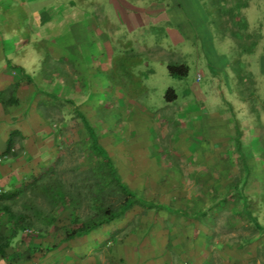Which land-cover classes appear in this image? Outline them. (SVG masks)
Returning a JSON list of instances; mask_svg holds the SVG:
<instances>
[{
	"label": "rangeland",
	"instance_id": "374dc122",
	"mask_svg": "<svg viewBox=\"0 0 264 264\" xmlns=\"http://www.w3.org/2000/svg\"><path fill=\"white\" fill-rule=\"evenodd\" d=\"M120 1L129 6L131 17L141 18L136 13L147 9L144 23L128 29L107 0H73L70 23L58 26V32L71 28L69 53L83 70L75 82L84 92L79 104L120 180L140 198L199 208L194 197L182 200L184 191L197 193L193 177L217 176L213 167L230 165L232 138L240 133L250 169L246 192L264 210V0H241L246 6L233 8L235 18L226 16L219 0ZM0 2L3 19L11 20L22 41V12L28 4ZM151 7L157 8L154 13ZM81 20L88 25L84 37L77 26ZM8 30L0 24V31ZM168 63L185 65L186 76L170 75ZM167 88L174 90L175 100L164 99ZM63 90L78 104L74 87ZM79 129L64 130L65 138H76ZM76 159V153H66L61 168ZM187 180L194 181L184 186ZM224 219L215 239L224 248H211V264H264V250L256 253L264 238L237 250L229 242L248 232L240 224L224 228ZM195 234L200 242L203 234ZM201 249L202 264H209L208 252Z\"/></svg>",
	"mask_w": 264,
	"mask_h": 264
},
{
	"label": "crops",
	"instance_id": "0c3cea01",
	"mask_svg": "<svg viewBox=\"0 0 264 264\" xmlns=\"http://www.w3.org/2000/svg\"><path fill=\"white\" fill-rule=\"evenodd\" d=\"M12 1L28 6L25 4L22 12L26 18L23 21L26 38L21 41L11 20L3 19L0 2V24H7L9 29L7 33L0 31V193L19 187L31 173H36L39 162L51 155L53 132L37 107L42 99L47 98L42 91L69 98L63 89L75 88V82L83 73L80 63L69 53L74 42L71 28L65 27L64 31L58 32L60 24L70 23L73 0ZM107 2L115 18L122 20L128 29L144 23L147 9L142 10L144 13H136L141 14V19L129 16V6L120 0ZM153 7L149 10L151 13L157 9ZM122 11L126 13L122 15ZM121 16L127 17L126 20ZM77 26L84 37L87 22L81 20ZM45 53L50 70L59 66L67 75L66 82L57 77L48 81L41 73L35 74L39 67L42 70ZM81 93L77 91L78 104L82 102ZM13 130L19 131L23 139L17 140L20 144L16 149L22 148L16 157L11 158L3 153ZM182 196L184 201L193 196L198 199L187 191ZM181 209L190 212L195 208ZM4 225L5 218L0 215V231L8 236ZM197 231L206 233V226L198 219L134 206L122 217L84 235L66 240L56 238L58 235L39 236L31 243L36 251L29 259L19 255L26 248L25 244L14 239L11 245L19 250L6 259L0 258V264H202L205 259L201 257V248H205V243L204 237L200 242L196 238ZM197 242L198 249L195 247ZM196 250H199L198 254ZM205 263H208V256Z\"/></svg>",
	"mask_w": 264,
	"mask_h": 264
},
{
	"label": "trees",
	"instance_id": "16d2710c",
	"mask_svg": "<svg viewBox=\"0 0 264 264\" xmlns=\"http://www.w3.org/2000/svg\"><path fill=\"white\" fill-rule=\"evenodd\" d=\"M219 2L226 7L228 18H235L233 8L246 6L241 0ZM166 69L172 76L184 77L187 74V67L183 64L168 63ZM42 71L43 77L48 81L57 77L66 82L67 75L59 66L50 70L46 53L42 60ZM75 89L80 93L83 90L80 86ZM42 94L47 98L42 99L37 107L43 121L55 135L53 150L51 155L38 163L36 173H31L19 187L0 193V215L5 218L4 227L8 231V236L0 231V258L6 259L17 253L19 249L11 245L14 239L25 244L26 248L19 255L29 259L36 251L31 243L39 236L58 235L56 238L66 240L84 235L122 217L134 206L155 212L163 209L200 220L206 226L203 237L209 264L212 261L211 248H224V242L215 240L219 237L216 226L221 217H225L224 228L233 230L240 224L239 228L248 232L246 235H238L235 242H229L237 250H243L264 238V210L261 203L252 200L246 192L250 169L241 149L240 133L232 138L235 148L229 158L230 165L224 162L218 169L213 167V171L218 172L217 176L207 172L205 177H193L198 191H193L192 194L198 197L196 200L202 205L187 212L181 208L168 207L155 199L140 198L120 180L92 126L85 118L81 104H75L71 98L54 92L42 91ZM163 97L166 101H173L177 96L173 89L167 88ZM73 126L80 127V134L67 140L64 130ZM18 139H23L20 132L11 131L3 155L11 158L18 155L22 148L19 146L16 149L17 144H20L17 143ZM66 153H76L80 159L61 168ZM193 181L184 182L183 185ZM27 228L34 229L37 236L24 234L23 230ZM262 250L264 244L257 246L256 253Z\"/></svg>",
	"mask_w": 264,
	"mask_h": 264
},
{
	"label": "built area",
	"instance_id": "2783aa9c",
	"mask_svg": "<svg viewBox=\"0 0 264 264\" xmlns=\"http://www.w3.org/2000/svg\"><path fill=\"white\" fill-rule=\"evenodd\" d=\"M199 76H197L198 78ZM23 233L32 237H36L37 236V232L34 229L31 228H27L23 230Z\"/></svg>",
	"mask_w": 264,
	"mask_h": 264
}]
</instances>
